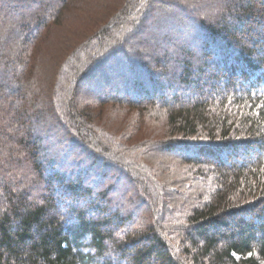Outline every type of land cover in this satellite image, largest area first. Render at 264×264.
I'll list each match as a JSON object with an SVG mask.
<instances>
[{
    "label": "trees",
    "instance_id": "1",
    "mask_svg": "<svg viewBox=\"0 0 264 264\" xmlns=\"http://www.w3.org/2000/svg\"><path fill=\"white\" fill-rule=\"evenodd\" d=\"M0 264H264V0H0Z\"/></svg>",
    "mask_w": 264,
    "mask_h": 264
}]
</instances>
